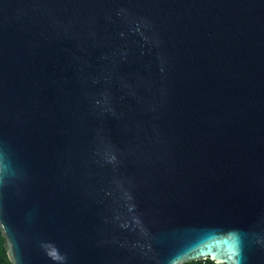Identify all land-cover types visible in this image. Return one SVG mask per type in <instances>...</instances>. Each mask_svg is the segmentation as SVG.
<instances>
[{
  "label": "water",
  "instance_id": "water-1",
  "mask_svg": "<svg viewBox=\"0 0 264 264\" xmlns=\"http://www.w3.org/2000/svg\"><path fill=\"white\" fill-rule=\"evenodd\" d=\"M10 264H264V0H0Z\"/></svg>",
  "mask_w": 264,
  "mask_h": 264
},
{
  "label": "trees",
  "instance_id": "trees-1",
  "mask_svg": "<svg viewBox=\"0 0 264 264\" xmlns=\"http://www.w3.org/2000/svg\"><path fill=\"white\" fill-rule=\"evenodd\" d=\"M2 242L3 241L1 238V234H0V264H10L6 256ZM179 264H218V263H215L208 258H203V259H198V260H188V261L181 262Z\"/></svg>",
  "mask_w": 264,
  "mask_h": 264
}]
</instances>
